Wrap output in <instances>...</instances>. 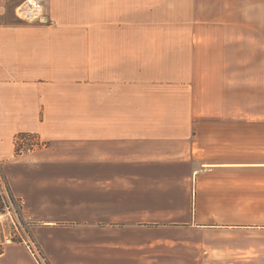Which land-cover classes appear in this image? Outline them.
I'll use <instances>...</instances> for the list:
<instances>
[{
  "label": "crops",
  "instance_id": "0c3cea01",
  "mask_svg": "<svg viewBox=\"0 0 264 264\" xmlns=\"http://www.w3.org/2000/svg\"><path fill=\"white\" fill-rule=\"evenodd\" d=\"M21 1L0 164L48 264H264V0ZM0 264L35 262L0 239Z\"/></svg>",
  "mask_w": 264,
  "mask_h": 264
},
{
  "label": "rangeland",
  "instance_id": "374dc122",
  "mask_svg": "<svg viewBox=\"0 0 264 264\" xmlns=\"http://www.w3.org/2000/svg\"><path fill=\"white\" fill-rule=\"evenodd\" d=\"M16 20L27 24L26 22L18 20L17 18ZM21 143L25 144L23 149H30L29 139L25 138ZM1 171L3 170L0 164V239L7 241H18L26 237L25 233L28 231V228L20 218V207L10 196L6 182L1 175ZM14 211H16V214Z\"/></svg>",
  "mask_w": 264,
  "mask_h": 264
},
{
  "label": "built area",
  "instance_id": "2783aa9c",
  "mask_svg": "<svg viewBox=\"0 0 264 264\" xmlns=\"http://www.w3.org/2000/svg\"><path fill=\"white\" fill-rule=\"evenodd\" d=\"M14 12L18 19L28 24H46L48 22L44 14L42 0H22L15 7ZM32 146L33 144H29V147ZM14 213L16 214V211H14ZM26 227L28 228L27 224ZM25 234L26 237L22 238L20 241L24 243L35 264H48L42 251L34 240L31 239L28 231Z\"/></svg>",
  "mask_w": 264,
  "mask_h": 264
},
{
  "label": "trees",
  "instance_id": "16d2710c",
  "mask_svg": "<svg viewBox=\"0 0 264 264\" xmlns=\"http://www.w3.org/2000/svg\"><path fill=\"white\" fill-rule=\"evenodd\" d=\"M27 136H31V135H29V134H25V133H19V134H17L16 135V137H15V147H16V152H19L20 150H22V148H23V145H25L24 143H21L25 138H27ZM35 143H37L36 141H32V140H30V143L29 144H33V145H35ZM1 175H2V177H3V179H4V181L6 182V179H5V176H4V173H3V171H1ZM7 185V184H6ZM9 194H10V192H9ZM10 196H11V194H10ZM12 197V196H11ZM13 198V197H12Z\"/></svg>",
  "mask_w": 264,
  "mask_h": 264
}]
</instances>
